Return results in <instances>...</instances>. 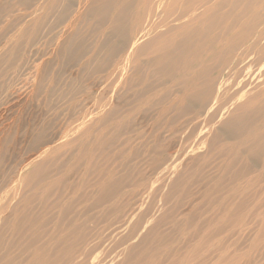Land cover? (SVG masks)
I'll return each mask as SVG.
<instances>
[{
  "label": "rangeland",
  "instance_id": "1",
  "mask_svg": "<svg viewBox=\"0 0 264 264\" xmlns=\"http://www.w3.org/2000/svg\"><path fill=\"white\" fill-rule=\"evenodd\" d=\"M38 1L0 0V176L15 167L24 171L32 160L47 171L45 180L22 190L19 203L7 200L0 209V264H264V145L260 155L243 150L234 157L235 147L222 146L223 129L205 124L207 106L177 107V96L169 94L183 84L149 76L146 66L127 63L121 77L109 78L117 57L106 49L99 73L82 66L76 40L89 46L98 26L103 42L112 34L94 17L93 1L62 0L46 12L32 10ZM36 12L54 15L39 35L32 31ZM59 15H81L69 41L57 40L64 25ZM167 25L166 37L175 28ZM21 26L25 32L18 34ZM111 41L123 51L120 36ZM35 64L45 70L44 88H33L28 68ZM208 86L214 91L217 83ZM142 91L164 98L165 112L138 107ZM259 98L255 109L234 107L232 114L246 126L262 122L264 95ZM97 99L101 138L89 145L81 136L94 125ZM74 132L82 133L77 142ZM46 146L52 154L42 162ZM110 176L116 183L102 191ZM45 183H51L47 191L39 188Z\"/></svg>",
  "mask_w": 264,
  "mask_h": 264
},
{
  "label": "bare ground",
  "instance_id": "2",
  "mask_svg": "<svg viewBox=\"0 0 264 264\" xmlns=\"http://www.w3.org/2000/svg\"><path fill=\"white\" fill-rule=\"evenodd\" d=\"M79 1L81 2L82 0ZM91 1L94 3V7H92L91 10L95 13L92 14H94L97 22L102 23V25L105 24V26L111 30V37L113 35L120 36L124 48L123 51H119L117 46L111 41V37L110 40L103 42L102 27H94L95 29H92L94 31V38L90 44L88 43L89 46L86 45V43L83 44L84 41L82 42L80 38L79 41L76 40L77 43L73 45L75 46L78 56L82 58V66L90 65L91 68L96 69V72L99 73L101 67L98 65L100 64L101 51L106 49V53L109 56L114 55L115 58L117 57L112 65L114 66L113 71L108 73L109 78L117 74L118 77H121L122 72H125L128 66H124V64L128 63L132 66L131 68H142V66L143 68H145V66L146 68H150L147 69L148 71L146 70L149 76L157 74L160 77L173 79L174 82L178 80L183 84L180 93L169 94L171 98L174 95L177 96V107L184 105L187 101H195L198 102V104L200 103L203 106H207L205 124L210 127L217 124L226 133V137L224 135V138L222 135H212L215 138H223L224 143L222 146H230V148L235 147L234 157H241V152L243 150L248 153V156L255 155L256 151L257 154L260 155L261 147L264 145V120L258 122L256 125L253 124L254 126H246L241 123V118H237L232 114L231 110L234 107H245L246 110L255 109L257 107V102L259 103L256 98L264 95V91L261 89V87L264 86V77H262L261 74V72H264V0ZM77 2L78 1H76V3ZM84 2H86V0ZM88 2L89 1H87V3ZM23 3H25V1ZM59 3L62 4V0H40L38 3L36 2L33 4L34 8L32 10L41 12L44 9L46 12L54 5H59ZM84 7H86V4ZM134 7L137 8L136 11ZM54 10H57L55 6ZM64 10L65 9L62 11ZM77 11H79V9ZM133 11L137 13L135 16L131 15V12L134 13ZM40 12H36L38 14L34 13V19L32 18L34 21L32 24V31H37L38 35L40 33H45L54 19V15H44L45 12L43 15H39ZM177 12L179 14L175 15ZM81 15H59L60 23H64V25L62 28L63 33H60V37L58 36L57 38L58 41L61 40L63 36H68V41L73 37L74 32H76V24L80 20ZM169 22H174L175 25V28L172 30L174 33L168 36L170 38L166 37V33L163 29ZM24 26L25 25H23V27ZM23 27L17 28V33L18 31L19 33L21 31L25 32ZM26 27L27 26H25V28ZM27 32L28 31H26V33ZM67 48L69 49V45ZM142 58H144V61L141 63ZM213 65H216L218 68L215 72H212ZM28 69L35 73L33 74V88H44V74L41 72L45 70L43 71L42 67L36 64L31 67L29 66ZM128 72L130 73V70ZM128 72L126 73L129 74ZM126 73H124L123 76H125ZM214 75L215 77H213ZM222 75L223 80L221 78V81L219 78ZM202 78H205L207 83H200V79ZM213 80L217 83L214 91L212 90V86H208ZM251 87H255L253 89L257 87V90L249 93L248 88L250 89ZM231 94L233 100H229L228 103L227 95L230 96ZM163 99L164 98L159 94L151 97L146 91H142L138 107H146V110L153 107L158 110V107H160L159 105L163 103ZM259 99L262 100L261 98ZM96 103L98 104L96 120L93 122L94 125L89 122V125L94 127L89 125V127L86 126V129L83 128L85 129L83 134L80 133L83 129L80 132H76L77 135L74 132V135H76L74 139L78 134H82L81 142L85 141L88 144L91 142L94 144L99 143L101 137L98 129L103 117L100 118V99H97ZM155 105L158 106L155 107ZM159 109L161 110L157 111L158 114H163L166 110L163 106ZM101 115L103 116V113H101ZM69 133L70 129L66 130L64 135H68ZM201 134L204 136V132ZM67 139L69 138L67 137ZM75 140L77 142L78 139ZM89 145L86 146L89 147ZM202 145H205V141ZM202 145L200 144L199 146L202 147ZM87 147H84L85 151H89ZM190 148L192 147L190 146ZM187 150H189V148ZM192 150L194 149H191V151ZM51 154L52 151L50 147L46 146L41 149L38 157L43 162L44 158ZM15 169H17V167L10 172L2 173L0 176V191H2L3 194H11L12 196L10 199L0 196V209L4 208L5 201L7 200L14 205L19 203L23 193L22 190L29 187L33 182L36 184V182L42 181L47 173L43 164L34 160L30 161V165H27L24 171L16 173ZM237 174L238 173H236V175ZM46 178L47 177H45L44 180ZM115 183L116 181L110 176L107 182L102 185L101 190L104 191L112 187ZM50 186L51 183H45L39 188L43 189V191H47ZM74 229L75 228L70 229V232H73Z\"/></svg>",
  "mask_w": 264,
  "mask_h": 264
}]
</instances>
